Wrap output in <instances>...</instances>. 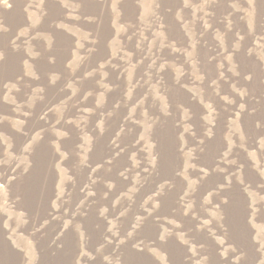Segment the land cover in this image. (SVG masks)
Here are the masks:
<instances>
[{"label": "rangeland", "instance_id": "obj_1", "mask_svg": "<svg viewBox=\"0 0 264 264\" xmlns=\"http://www.w3.org/2000/svg\"><path fill=\"white\" fill-rule=\"evenodd\" d=\"M0 264H264V0H0Z\"/></svg>", "mask_w": 264, "mask_h": 264}, {"label": "bare ground", "instance_id": "obj_2", "mask_svg": "<svg viewBox=\"0 0 264 264\" xmlns=\"http://www.w3.org/2000/svg\"><path fill=\"white\" fill-rule=\"evenodd\" d=\"M10 22V21H9Z\"/></svg>", "mask_w": 264, "mask_h": 264}]
</instances>
